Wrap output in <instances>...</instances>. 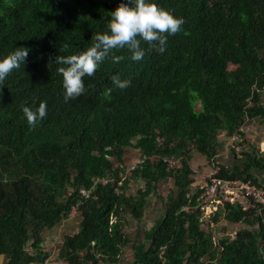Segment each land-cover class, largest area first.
Instances as JSON below:
<instances>
[{
  "label": "trees",
  "instance_id": "1",
  "mask_svg": "<svg viewBox=\"0 0 264 264\" xmlns=\"http://www.w3.org/2000/svg\"><path fill=\"white\" fill-rule=\"evenodd\" d=\"M120 2L0 0V58L29 49L26 63L0 82V255L7 264L44 263L43 231L70 213L94 178L117 175L127 147L190 159L191 149L213 153L219 132H237L245 110L264 125L262 97L247 107L252 87L264 85V0H157L184 20L165 50L142 42L139 61L127 47L113 50L123 59L114 62L110 54L84 77L85 91L65 102L56 57L80 53L97 32L109 31ZM117 74L128 87L114 84ZM41 103L46 115L29 123L25 106L36 110ZM187 167L157 210L162 216L134 234L127 232L130 220H145L162 167L144 166L139 177L146 188L136 196L119 198L112 186L99 185L62 257L68 264H264V208L225 205L214 221L243 225L234 241L215 245L199 210H183L196 201ZM234 169L231 177L252 179L251 171H264V153H247L242 171ZM254 183L264 180L255 176Z\"/></svg>",
  "mask_w": 264,
  "mask_h": 264
},
{
  "label": "clouds",
  "instance_id": "2",
  "mask_svg": "<svg viewBox=\"0 0 264 264\" xmlns=\"http://www.w3.org/2000/svg\"><path fill=\"white\" fill-rule=\"evenodd\" d=\"M110 16L111 19L108 23L109 31L97 32L94 37V42L87 47L86 50L69 55L60 54L56 57L55 60L59 65L57 71L63 76V98L65 102L78 97L85 91L84 77L94 75L101 63L108 58L110 54L111 59L114 62H119L123 59L121 55H117L113 50L124 49L127 47L131 50L132 59L137 61L142 60L145 55V49L142 46V42H148L154 47L158 46L159 51L163 52L167 47L169 35H174L179 32L184 23L182 17L174 16L169 10L160 6L157 0H121L120 4L110 12ZM28 54L29 49L21 46L17 47L7 56L0 58V82H3L14 68H19L21 63L25 64ZM112 79L114 84L120 88H126L130 84L129 80L121 79L118 74L114 75ZM255 95H260L262 97V104L264 105V85L259 86L256 84L252 87L251 97L247 100V107H249V109L253 105V97ZM199 106H197V108H199ZM24 112L29 123L35 124L38 117L42 118L46 115V103H41L36 110L25 106ZM243 119V125L238 127L236 130L237 132L230 134L221 131L218 133L217 147L211 154H203L191 149L190 159L184 155H178L175 153L163 154L159 152L158 154L147 156L137 147H127L121 160L118 159L121 161L119 165H121L120 167L122 170L117 171V175L115 176L108 174L105 177L94 178L93 186L88 189L83 188L79 192L82 199L72 207L70 213L64 217L61 222L71 215H77L80 219L81 228V223L84 219L81 208L88 202L97 200L96 190L99 185L102 187L112 186L114 193L119 198L122 196H136L142 189L146 188V181L139 177L145 165L162 167L165 173V176L160 179L158 187L154 189L155 191H153L147 199L145 219L147 217L148 208H150L151 215L154 217V221H150L153 223V226L156 218L162 216V211L160 212L157 210L159 208L163 209L164 203L168 200L169 195H171L174 190L176 191V176L187 166L188 178L190 180V196L195 198L196 201L195 203L190 202L183 208V210L190 212L194 209H198L200 213V223L203 229L206 227L210 229L218 225L220 221H225L222 218L218 223L214 221L217 214L224 210L225 205H238L243 211L255 210L261 213L264 208V202H255L250 208L244 209L243 205L239 202L226 201L225 197L218 192L215 195L208 193L209 185L207 175L214 167L220 168L217 175L218 178L224 182L241 181L244 183H251L259 188H264V185H257L254 183L255 176L264 180V171H251L250 175L253 180L242 179L237 176L231 177L232 174H234L233 171H235V167H239V170L242 171V164L245 155L249 152L255 151L256 146L252 139L254 138L259 142L261 137L258 132V126H263L261 119L250 117L248 110H245ZM241 129H243V132ZM238 135H240L241 139L236 143H240L243 147L240 154H236L231 146V140ZM130 151H134L137 155L129 161L126 159V156ZM111 159L115 163L118 162L115 158ZM206 199V209L203 210V201ZM193 204L196 205V207L193 206ZM131 221H134L133 225ZM231 225H233L232 231L220 234H214L205 229L204 230L212 234L213 242L217 245L222 238H229L231 241H234L237 238L238 231L243 224L239 223ZM153 226H150L149 228V224H147V229L150 230ZM139 227L140 222L132 219L130 220L127 232L134 234L138 231L137 228ZM127 252L130 251L128 250ZM4 259L7 264L8 256L0 255V260Z\"/></svg>",
  "mask_w": 264,
  "mask_h": 264
},
{
  "label": "built area",
  "instance_id": "3",
  "mask_svg": "<svg viewBox=\"0 0 264 264\" xmlns=\"http://www.w3.org/2000/svg\"><path fill=\"white\" fill-rule=\"evenodd\" d=\"M241 131L243 132V129H241ZM240 139L241 137L238 135L231 140L232 149L236 154H240L243 148L240 143H236L240 141ZM219 169V167H214L207 175L209 194L215 195L218 192L225 197L226 201L239 202L243 205L244 209L250 208L255 202H264V188H259L251 183H244L241 181L224 182L218 178L217 174L219 173ZM206 202L207 199L203 201V210L206 209Z\"/></svg>",
  "mask_w": 264,
  "mask_h": 264
},
{
  "label": "crops",
  "instance_id": "4",
  "mask_svg": "<svg viewBox=\"0 0 264 264\" xmlns=\"http://www.w3.org/2000/svg\"><path fill=\"white\" fill-rule=\"evenodd\" d=\"M136 155L137 154L134 151H130L126 156V159L130 161ZM153 218L154 217H152L151 215L150 208H148L147 217L145 220H143V222H140V225L147 226V224H149L150 228V226H153V223L150 222L154 221ZM133 224L134 223H132V225ZM79 228V217L77 215H71L54 228L44 231L42 250L44 253L48 254V257L44 261V263L35 264H67L65 259L62 257L61 249L66 238L76 234L79 231ZM127 257H129V255H127ZM4 264H6V261L4 262Z\"/></svg>",
  "mask_w": 264,
  "mask_h": 264
},
{
  "label": "rangeland",
  "instance_id": "5",
  "mask_svg": "<svg viewBox=\"0 0 264 264\" xmlns=\"http://www.w3.org/2000/svg\"><path fill=\"white\" fill-rule=\"evenodd\" d=\"M231 70L235 69V66H230ZM258 129H259V133L261 135L260 139H259V142H257L254 138L252 139L254 141V144L256 146V149H255V152L259 154H262L264 153V125H260L258 126ZM205 230L209 231V232H212L214 234H220V233H224V232H229V231H232L233 229V225L225 222V221H220L218 225L208 229V227L204 228ZM2 259V258H1ZM5 262V259L4 261L0 260V264H4Z\"/></svg>",
  "mask_w": 264,
  "mask_h": 264
}]
</instances>
